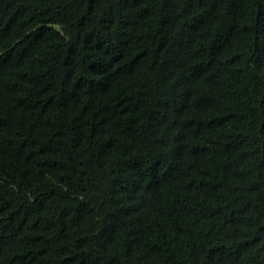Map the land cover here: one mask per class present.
Returning a JSON list of instances; mask_svg holds the SVG:
<instances>
[{
  "label": "trees",
  "instance_id": "trees-1",
  "mask_svg": "<svg viewBox=\"0 0 264 264\" xmlns=\"http://www.w3.org/2000/svg\"><path fill=\"white\" fill-rule=\"evenodd\" d=\"M0 264H264V0H0Z\"/></svg>",
  "mask_w": 264,
  "mask_h": 264
}]
</instances>
